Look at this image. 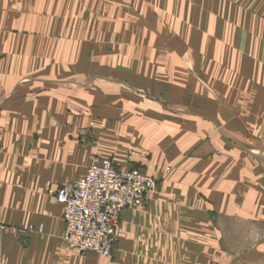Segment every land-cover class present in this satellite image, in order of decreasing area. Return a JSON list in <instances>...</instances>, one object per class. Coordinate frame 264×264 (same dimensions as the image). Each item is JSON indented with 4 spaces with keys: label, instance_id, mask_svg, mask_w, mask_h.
<instances>
[{
    "label": "crops",
    "instance_id": "0c3cea01",
    "mask_svg": "<svg viewBox=\"0 0 264 264\" xmlns=\"http://www.w3.org/2000/svg\"><path fill=\"white\" fill-rule=\"evenodd\" d=\"M95 157L157 181L110 258L52 194ZM0 264H264V0H0Z\"/></svg>",
    "mask_w": 264,
    "mask_h": 264
},
{
    "label": "built area",
    "instance_id": "2783aa9c",
    "mask_svg": "<svg viewBox=\"0 0 264 264\" xmlns=\"http://www.w3.org/2000/svg\"><path fill=\"white\" fill-rule=\"evenodd\" d=\"M156 188V179L137 168L116 170L110 160L95 157L80 180L52 193L62 207L67 248L110 258L122 212L142 207Z\"/></svg>",
    "mask_w": 264,
    "mask_h": 264
}]
</instances>
